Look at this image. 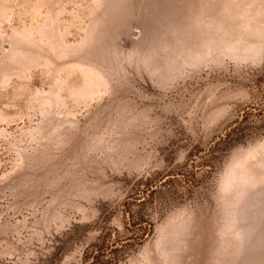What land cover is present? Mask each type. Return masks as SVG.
I'll use <instances>...</instances> for the list:
<instances>
[{"label": "rangeland", "instance_id": "rangeland-1", "mask_svg": "<svg viewBox=\"0 0 264 264\" xmlns=\"http://www.w3.org/2000/svg\"><path fill=\"white\" fill-rule=\"evenodd\" d=\"M0 264H264V0H0Z\"/></svg>", "mask_w": 264, "mask_h": 264}]
</instances>
